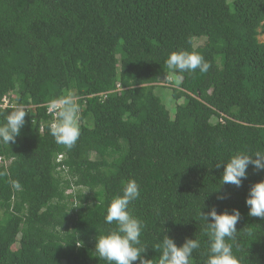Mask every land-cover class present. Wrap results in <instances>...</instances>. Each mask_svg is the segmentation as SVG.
Listing matches in <instances>:
<instances>
[{
	"label": "trees",
	"instance_id": "1",
	"mask_svg": "<svg viewBox=\"0 0 264 264\" xmlns=\"http://www.w3.org/2000/svg\"><path fill=\"white\" fill-rule=\"evenodd\" d=\"M261 29L264 0H0V100L27 112L15 141L0 142V264H107L96 237L116 228L107 207L129 179L151 264L166 235L197 239L189 264H206L202 212L213 207L241 213L228 241L238 264H264V218L246 205L264 170L249 165L237 187L216 167L264 152ZM181 50L208 70L169 69ZM68 91L79 104L71 148L50 134L46 108Z\"/></svg>",
	"mask_w": 264,
	"mask_h": 264
},
{
	"label": "clouds",
	"instance_id": "2",
	"mask_svg": "<svg viewBox=\"0 0 264 264\" xmlns=\"http://www.w3.org/2000/svg\"><path fill=\"white\" fill-rule=\"evenodd\" d=\"M167 67L179 72H206L209 65L203 57L194 52L186 50L174 51L166 59ZM50 110L58 112V119L49 124L50 134L57 144L71 148L80 136L78 124L79 104L74 92L68 91L59 98L52 101ZM26 110L15 107L6 117L5 122L0 125V142L9 144L14 142L20 135L21 128L25 124ZM60 162L62 156L58 159ZM252 165L257 171L264 170V152L256 151L254 154L237 153L230 157L223 166L221 177L222 184H233L237 187L242 185L243 179L247 178V169ZM7 175L0 172V176ZM13 188L19 189L18 181H10ZM140 197V187L134 179L124 183L122 194H117L107 207L105 222L116 223V228L107 234L99 233L96 237L95 252L99 259L107 261V264H133L139 260L140 264H151V260L145 259L141 252L146 249L141 247V233L143 222L135 217L130 205ZM223 198V197H222ZM249 207V216L264 218V180L253 184L246 198ZM71 211V210H70ZM203 219L207 222V236L209 239V250L206 264H238V259L233 253L232 244L228 241L235 240L238 230L237 222L241 218L238 209L232 212L219 213L215 207L208 213L202 212ZM252 235L251 232L248 233ZM162 253L158 264H189L193 251L200 247L197 239H186L182 246H178L173 238L165 236L162 241Z\"/></svg>",
	"mask_w": 264,
	"mask_h": 264
},
{
	"label": "built area",
	"instance_id": "3",
	"mask_svg": "<svg viewBox=\"0 0 264 264\" xmlns=\"http://www.w3.org/2000/svg\"><path fill=\"white\" fill-rule=\"evenodd\" d=\"M15 104L13 103V101L11 100L10 96H5L0 100V111L1 110H7V109H13L15 108ZM47 108V115L51 116L50 121H53L54 119H58V112L57 111H53L50 110V104L46 105ZM28 110H36L37 106H29L28 108H26ZM34 122V121H33ZM45 131V126L42 125L41 126V132L44 133ZM3 162L2 157L0 156V163Z\"/></svg>",
	"mask_w": 264,
	"mask_h": 264
},
{
	"label": "rangeland",
	"instance_id": "4",
	"mask_svg": "<svg viewBox=\"0 0 264 264\" xmlns=\"http://www.w3.org/2000/svg\"><path fill=\"white\" fill-rule=\"evenodd\" d=\"M229 1H233V0H229ZM260 36H259V40H260V42L262 43V42H264V29H261L260 30ZM161 92V94H162V97L164 98V99H167L168 98V100L171 98V97H169V95L171 96V92H170V90H167V89H165V90H161L160 91ZM167 100V101H168ZM169 108L170 109H175V106H174V103H172V100H170L169 101ZM87 191V190H86Z\"/></svg>",
	"mask_w": 264,
	"mask_h": 264
}]
</instances>
